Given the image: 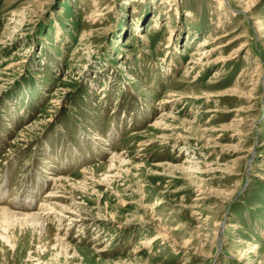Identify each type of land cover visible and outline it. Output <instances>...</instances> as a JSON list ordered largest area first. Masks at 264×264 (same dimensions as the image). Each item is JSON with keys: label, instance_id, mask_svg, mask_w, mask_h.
<instances>
[{"label": "rangeland", "instance_id": "1", "mask_svg": "<svg viewBox=\"0 0 264 264\" xmlns=\"http://www.w3.org/2000/svg\"><path fill=\"white\" fill-rule=\"evenodd\" d=\"M0 208V264H264V0H0Z\"/></svg>", "mask_w": 264, "mask_h": 264}, {"label": "bare ground", "instance_id": "2", "mask_svg": "<svg viewBox=\"0 0 264 264\" xmlns=\"http://www.w3.org/2000/svg\"><path fill=\"white\" fill-rule=\"evenodd\" d=\"M117 160L121 161L122 159H121V157L118 156L115 158V161H117ZM90 171H93V170H90ZM86 172H84V173H86ZM88 179H89V177H88ZM59 180L60 179H58V181ZM63 181L59 182V183L62 185L64 183ZM65 181H67V179H65ZM59 183H57L55 188L45 196V201H48L50 203V205H53L54 207H56L55 209H57L59 211V213H67V212H70L71 208H69V210H67L66 208L63 209V208L59 207V205H58L59 204L58 201L61 198V196H60L61 192L59 190V187H60ZM28 202H29V200H28ZM33 202H34L33 200L30 202L31 205L29 208H32ZM1 216L6 217V221H8L9 224L15 223V225H16V223H18V224H21V225H24L27 227H31L34 230L43 231L44 230L43 223L46 220V218H48L49 213H45V212H43V210H38L35 213L23 214V213L11 212V211L7 210V208L6 209L0 208V219H1Z\"/></svg>", "mask_w": 264, "mask_h": 264}]
</instances>
